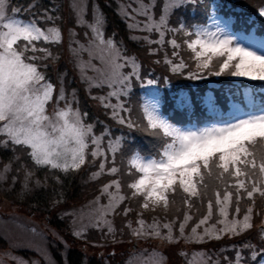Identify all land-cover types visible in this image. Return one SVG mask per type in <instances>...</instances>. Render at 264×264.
<instances>
[{
    "label": "snow or ice",
    "instance_id": "1",
    "mask_svg": "<svg viewBox=\"0 0 264 264\" xmlns=\"http://www.w3.org/2000/svg\"><path fill=\"white\" fill-rule=\"evenodd\" d=\"M137 3L139 8L133 11L145 17L143 27L137 21L129 24V28L149 33L141 39L150 45L163 47L167 44L173 49L171 57L166 53L163 59V64L172 75L190 80L227 75L264 81V39L253 38L246 43L237 40L230 20L216 14L224 6L222 3H217L216 10L210 11L211 0H164L158 20L154 18L156 0H147V3L137 0ZM8 5L9 0H0V149L19 152L16 160H20L21 156L27 157L35 168L47 169L57 183L60 178L52 170L64 173L77 171L86 164L87 156L90 155L93 162L102 156L99 169L92 173V178L107 174L115 179L101 189L102 195H108L109 205H101L104 211L92 226L101 228L106 225L105 235L114 236L115 229L111 221L103 217L109 214V210L115 212V207L124 200L136 199L144 210L151 208L154 211L162 206L167 211L181 193L182 202L189 209L193 207L194 199L201 203L204 199L208 201V215L192 228L191 234L186 236L184 231L186 222L191 219L188 212L184 213V221L180 223L179 237L173 235L175 221L163 224L162 227L167 229V233H163L155 217L153 224L146 227L142 213H137L136 224L139 227L134 228L131 221L124 227L136 239L153 237L169 243L178 242L181 238L186 242L202 243L206 239H220L225 233L240 235L253 227L256 196L264 199V104L256 108L250 102L246 109L233 106L230 117L223 119L217 118L215 102L209 100L208 111L212 114L209 123L200 126L187 119L183 124L178 123L162 112L160 81L143 74L135 57L123 55L114 35L104 38L105 20L101 13L94 10L93 22L87 25L92 33L88 47L78 45L70 50L78 57L80 52L97 46L110 58V70L101 80L84 76L82 70V79L88 84L89 94L92 88L107 86L109 91L106 95L91 98L109 109L111 119L119 125L152 137L149 143L153 144L155 151L146 154L142 147L129 143L127 137H112L107 128L97 136L93 131L95 125L85 122L87 113L74 107L78 105L75 90L69 99L61 76L57 94L56 87L41 70L46 69L48 63L40 62L55 63L57 59L51 47L45 45L54 47L61 43L60 29L55 26L44 29L35 18L27 20L21 17L19 8L12 9L9 14ZM35 7V4L30 5L29 11ZM180 9L185 12L190 10L193 19L197 10H202L201 14L207 22L189 24L181 19L176 26H170V16ZM124 15L133 18L127 12ZM258 15L264 17V8L258 9ZM43 18L53 24L56 19L47 11ZM77 20L78 23H86L83 7L77 11ZM248 22L254 23L251 18ZM153 32L158 34V39L150 38ZM169 35L171 38L166 41L165 37ZM156 51L150 49L149 54L154 55ZM182 51L191 53L187 60L181 55ZM189 60L194 63L190 64ZM81 63L78 60L77 67H81ZM129 68L131 71L126 72L125 69ZM137 82L144 89L145 98L133 104L130 97L137 95L132 91ZM164 83H170L168 77L164 78ZM61 101L63 107H60ZM189 102L178 92L174 99L175 112L186 116ZM105 138L106 146L103 144ZM117 153L121 156L119 165L116 164ZM106 163L112 166L106 168ZM20 169L25 170L26 181L35 174L26 162L21 163ZM10 170L11 164L5 165L0 179ZM124 176L131 178L127 182L128 194H121ZM36 184L39 186L41 182L36 180ZM109 189L115 191L110 192ZM99 199L97 197V202ZM245 199L252 204L247 207L242 219H238L241 201ZM233 203L235 215L229 220L228 208ZM214 210H218L224 218L217 222L225 224V227L219 230L205 228L203 233H198L197 228L208 222ZM131 211L130 207H125L123 215L127 216ZM258 230L260 249L250 243L244 244L243 248L251 251V257L244 260L242 250H237L235 264H264V219L260 221ZM73 235L80 238L83 230L74 231Z\"/></svg>",
    "mask_w": 264,
    "mask_h": 264
},
{
    "label": "trees",
    "instance_id": "2",
    "mask_svg": "<svg viewBox=\"0 0 264 264\" xmlns=\"http://www.w3.org/2000/svg\"><path fill=\"white\" fill-rule=\"evenodd\" d=\"M217 3H222L224 5L219 9L218 13L231 19V25L234 29L243 30L244 32L253 31L257 35L264 34V17H259L258 15V9L264 7V0H211L210 10L212 8L216 10ZM32 4H35L36 7L29 11V6ZM67 4V0H9L8 12L11 14L12 9L19 8L21 9L19 13L21 17L27 20L35 18L41 26L45 27L53 23L43 18L44 13L47 11V13L54 18L56 16L55 22L58 20V24L61 25V31H63L65 27L72 25V23H68L72 20V16L70 15V9ZM108 11L110 13L103 9L105 16L104 33L109 37H113L114 35L115 42L122 47L125 53L130 52L135 55V58L141 66L140 71L143 74L151 75L160 81L158 87L161 93L162 112L164 115L172 117L180 124H183L186 119L193 124H207L210 122L212 114L208 111V106L204 98L210 93L211 98H209V100L215 102L217 118L227 119L231 115L234 103H238L241 107L247 108L242 98V86L249 87L254 104L256 102H264V81H249L227 75H222L220 77L209 76L206 79L190 80L183 76L172 75L168 72L167 66L163 64V59L166 53L171 57L173 49L167 46V44L163 47L157 44L150 45L141 39L142 36L140 35L136 37V40L130 39L128 31L125 30L124 21L118 18L113 10L108 9ZM201 13L202 10H197L195 19H193L190 10L185 12L184 9H180L170 16L169 25L174 27L181 19H184L189 24L204 22L206 18ZM249 18H251V21L254 23H249ZM145 36L148 35L145 34ZM170 38V35L166 36L165 40L167 41ZM178 39L180 38L178 37ZM63 45L65 46L64 43L60 47L45 45L46 47H51L52 54L57 57V59L55 63L50 61L40 62L48 63V67L46 69L42 68L41 70L45 72L51 83L56 87V91L60 86L59 82L61 76H63L66 89L74 88V86H76V88L81 86L77 81L75 68L71 66L69 60L70 55ZM150 49H157V51L154 55H150ZM181 55L187 60L191 53L182 51ZM157 60H160L161 63H155ZM188 62L190 64L194 63L190 60ZM165 77L169 78L170 83L168 85L164 83ZM132 91L137 94L130 97L131 102L135 104L138 99L141 100V93L144 89H141L137 82ZM92 92H94L95 96L103 93V91L98 88L92 89ZM178 92H181L183 96L187 97L190 101L186 109V116L175 112L174 99ZM78 108H80L82 113H87L85 122L95 125L93 130L95 133L103 132L105 129L103 126L107 125V129L110 130L112 137H127L129 143H133L137 147H142L146 154H151L155 151L153 144L149 143L152 137L146 135L142 131L130 130L108 118L109 109H105L98 101L96 103L91 101V99H82L78 96ZM135 115L136 113L134 111L133 116ZM106 143L107 138H105L103 142L104 146H106ZM16 156H20V153H13L11 149H0V172H3L5 165L11 164V170L4 174L3 179H0V200L5 199L11 206L25 207V205H27L30 208L37 207L39 211L45 210L44 212H46L49 200L61 198V204L52 208V214L54 215L61 205L68 207L75 203L82 204L89 198L94 197L97 191L100 192L99 186L107 177L104 176L101 180H92L89 178L88 173L97 168L99 157L93 162L91 156H87L86 164L81 166L77 171L64 173L59 170H52L55 176L60 178V182L57 183V180L47 169L35 168L27 157L21 156L20 160H16ZM25 162L35 172L34 176L27 181L25 179V170L20 169L21 163ZM120 163L121 156L117 153L116 164L119 165ZM111 166L112 165L108 163L105 165L106 168ZM17 169L20 170L17 171ZM46 176L47 182L45 183ZM13 177H15V183H13ZM130 179L131 178L128 176L122 178V182L126 188L127 182ZM36 180L41 182L39 186L36 184ZM26 184L27 187L25 186ZM18 187H22V189H18ZM182 195V193L178 195V206V200H175V203L171 204L172 207H176V212L174 214L171 216L159 215V217H156L155 214L149 212V215L146 214L143 216L146 224L153 223V217L160 222V226L168 220H170V222L175 221L172 225L173 235L179 237L180 223L184 221V213L188 212L191 219L186 222L184 231L186 236L191 234L192 228L196 227L199 221L208 215V201L204 199L203 203H201L200 200L194 199L193 207L189 209L183 204L181 199ZM212 199L215 204L214 196ZM134 200L137 202L136 199H126L115 208V210L119 208L118 218L115 219L118 223H115V225H119L121 219L131 221L132 223L137 220V210L136 207L132 205ZM251 204L252 202L246 199L241 201V213L239 217H237L238 219H242L244 212ZM125 207H130L132 209L127 216L121 215ZM253 212V227L240 235L231 236L225 233L221 235L220 239H206L202 243L186 242L185 239L181 238L178 242L171 243L169 245V251L165 252L167 264H181L182 258L180 256L182 255L178 250L174 249L180 246H185L184 250L189 252L191 250H202L207 258L206 264H235L237 250H242L244 260H249L251 251L243 248V245L250 243L257 249L261 247L258 226L260 225V221L264 219V199H261L258 195L256 196V203L253 206ZM255 213H260V215H256ZM115 215L114 212L113 217ZM234 215L235 204L233 203V205L228 208V219L231 220ZM54 219L55 224H61L63 222V220ZM218 220H222V216L218 214V210H214L212 217L206 224L200 225V227L197 228V232L203 233L205 228L219 230V228H216L217 225H219L218 227L221 226V224L217 222ZM117 232L114 237L119 238L122 236V240L116 243L109 241L110 239L115 240L114 237L107 236L104 233L97 236L101 241L100 246H95L85 241H79L80 244L87 243L90 246V254L81 251L80 245L78 247H68L65 252L67 264H105L107 262L105 260L106 258L109 260L108 264H120V258L121 262L123 259L122 255L126 257L125 248L128 245L127 240L131 234L127 228L123 229L121 227L117 229ZM132 240H134V238H132ZM142 241H145L143 245L146 246L144 247H150V237L143 238L141 242ZM133 242L138 243L139 240L136 239ZM119 246H122V250L121 247L118 249ZM131 246L132 244L130 247ZM55 255L58 254L54 253V256ZM56 259L59 260L58 257H56Z\"/></svg>",
    "mask_w": 264,
    "mask_h": 264
},
{
    "label": "rangeland",
    "instance_id": "3",
    "mask_svg": "<svg viewBox=\"0 0 264 264\" xmlns=\"http://www.w3.org/2000/svg\"><path fill=\"white\" fill-rule=\"evenodd\" d=\"M145 3H147V0H144ZM67 5L70 9V15L72 16V20L68 23H72V25H69L65 27L63 31H61V25L58 24V20L56 22L50 25H47L43 27L44 29H47L48 27H58L62 34V40L61 43L65 44L64 48L67 50L69 56V60L71 63V66L75 68V74L77 81L80 83L81 86L77 87L74 86L71 89H66V86L64 85V89L68 95V98L71 99L72 92L75 90L76 93V99L78 100V96L82 99H91V101H94L97 103L98 100H93L91 97L95 96L94 92L91 94L88 92V84L85 80L82 79V70L83 75L90 78H95L96 80L103 79L107 73L109 72L108 67V61L109 57L103 52V50L97 46L91 47L89 50L82 51L79 53V56H74L70 48H76L78 45H83L86 48L89 45V38L91 37L92 33L90 32L88 28V24H91L93 22V12L96 10L97 12L101 13L104 20V12L103 9L106 12H109L108 9H111L114 11V13L117 15L118 18H120L122 21H124L125 30L128 31V36L130 39L136 40L137 36L144 37L145 34L149 35L147 32H141L139 28H129V24H135L137 21H140V27H143V21L145 20V17L139 16L136 14L133 9L139 8V4L137 3V0H67ZM164 0H156V7L154 9V18L159 19V16L161 14L162 8H163ZM83 7L84 8V21L86 23H78L77 20V11ZM215 11V9H214ZM127 12L128 16L133 17L132 19H129L124 15V13ZM110 13V12H109ZM216 14L220 17H222L224 20H228L226 17H223L222 15ZM56 18V16H55ZM207 22V21H205ZM41 26V25H40ZM232 32L235 34V37L237 40H239L242 43H246L250 39H257L261 40L264 39V37H259L254 34L253 31L249 32H243L238 30L231 29ZM87 33V35H86ZM103 33H104V26H103ZM135 37V38H132ZM104 38L108 39L109 36L104 33ZM152 39H158V34L153 32L151 34ZM73 41H76L77 43H73ZM56 45L57 47H60L62 44ZM120 46L119 44H117ZM121 51L123 55L135 57L134 54L130 52H124L122 47L120 46ZM136 59V58H135ZM81 61V67H77V61ZM137 63L139 64L138 60L136 59ZM125 71H131V69H125ZM61 83V81L59 82ZM60 87V86H59ZM103 93L97 95V96H104L107 94L109 89L107 86L103 88H98ZM242 91L245 99L247 102H251L252 97L250 96V89L247 86H242ZM57 94L59 92V88H57ZM145 98L144 91L141 93V100ZM209 98H211L210 93H208L204 100L208 106ZM99 102V101H98ZM115 103V100L112 101ZM64 103L61 101L60 107H63ZM74 107H78V105H74ZM80 110V108H79ZM49 111H51V108H49ZM108 118L111 119V112L109 110V116ZM113 120V119H112ZM115 121V120H114ZM203 126V125H202ZM103 128H107V125L103 126ZM102 133V132H101ZM101 133H95V135L99 136ZM107 144V143H106ZM103 159V157H99L98 160V166L95 168L92 172L88 173L89 178L92 180H95L92 178V173L98 171L99 169V163ZM30 160V159H29ZM104 176H107L104 181L100 184L99 190L97 191L96 195L92 198H89L87 201L81 203H75L71 206L65 207L60 206L56 213L52 214V208L58 204H61L62 201L61 198H54L52 200H49L48 206L45 210L39 211V208L33 207L30 208L29 206L25 205V207H17V206H11V204L6 201L5 199L0 200V264H67L65 260V252L68 247L72 246H79L81 248V251L87 252V254L91 253V248L87 243H90L95 246H100L101 241L98 239L97 236L105 234L107 232V226H102L101 228L93 227L92 225L97 221L98 218L101 217V212L104 211V209L101 208V205H109V197L107 194L102 195L101 189L105 184H108L111 180L115 179L113 176H109L107 174L101 175L99 178H96L98 180H101ZM130 181V180H129ZM128 181V182H129ZM18 189H22V187H18ZM110 192H114L115 189H109ZM129 193V190L124 186L122 182V188H121V194ZM97 197H99V202H97ZM175 200H178L177 206L179 205V198L178 196L175 197ZM132 205L136 207L137 213H142V218L144 215H149L148 213L151 212L156 215V217H159V215H172L176 212V207L169 206L168 210L165 211V209L161 206L156 208L154 211L151 210H144L140 208L138 200L137 202L134 200ZM116 208V207H115ZM118 212L119 208L115 210V216L113 217L114 212H111L109 210V214L104 216V220L111 221L112 227L115 229V235L118 228H125L124 225L128 222V220L121 219L119 225H115V223H118L115 219L118 218ZM121 215H123V211L121 212ZM169 216V217H170ZM54 218L63 220L61 224H55ZM56 219V220H57ZM138 219V217H137ZM224 218L222 217V220ZM170 220L162 223H169ZM57 223V222H56ZM151 224H145L152 225ZM216 226V228H224L225 224L220 223ZM132 226L139 227V225L136 224V220L134 223H132ZM161 226V231L163 233H167V229H164ZM102 229V230H100ZM128 229V228H127ZM212 229V228H210ZM83 230L82 237L78 238L77 236L73 235L74 231L79 232ZM97 233H96V232ZM130 236L127 240V247L126 250V257L123 256L122 262L120 258V264H167V258L165 255V252L169 251V243L167 240H161L159 238H151V241L149 242V248L144 247L146 245L145 241L141 240L143 238L138 239L139 242L135 243V247L133 248L130 245L133 243V241L136 240V238L132 235L131 231ZM120 232V231H119ZM118 233V232H117ZM114 235V236H115ZM107 236L114 237L112 234H109ZM115 238V237H114ZM134 238V240H132ZM119 240H122V236L119 238L110 239L111 242H120ZM79 241H85L87 243L80 244ZM143 245V246H142ZM122 250V246H119L118 249ZM175 250H178V252L184 253L185 255L180 256L182 258L181 264H189L191 261V264H206V256L205 253L202 250H191L185 251V246H180L177 248H174ZM103 250V249H102ZM184 250V251H183ZM113 251V249H112ZM189 252V253H188ZM54 253H57L58 255L54 256ZM195 254V255H194ZM121 256V257H122ZM56 257L59 258V260L56 259ZM107 262L105 264L109 263L108 258L105 259Z\"/></svg>",
    "mask_w": 264,
    "mask_h": 264
}]
</instances>
